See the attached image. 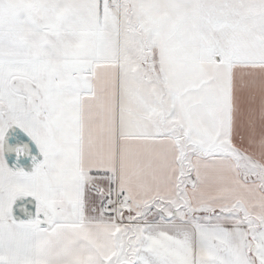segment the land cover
<instances>
[{
  "label": "snow or ice",
  "instance_id": "1",
  "mask_svg": "<svg viewBox=\"0 0 264 264\" xmlns=\"http://www.w3.org/2000/svg\"><path fill=\"white\" fill-rule=\"evenodd\" d=\"M0 264H264V0H0Z\"/></svg>",
  "mask_w": 264,
  "mask_h": 264
}]
</instances>
